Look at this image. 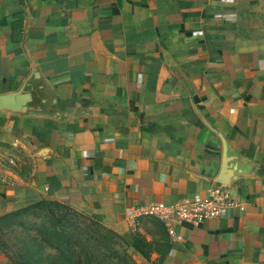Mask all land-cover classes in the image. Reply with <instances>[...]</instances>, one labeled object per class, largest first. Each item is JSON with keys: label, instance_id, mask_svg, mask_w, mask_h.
I'll return each instance as SVG.
<instances>
[{"label": "crops", "instance_id": "1", "mask_svg": "<svg viewBox=\"0 0 264 264\" xmlns=\"http://www.w3.org/2000/svg\"><path fill=\"white\" fill-rule=\"evenodd\" d=\"M25 81L34 111L0 110V216L53 201L149 239L126 209L219 182L237 205L171 224L159 264H264V0H0V96Z\"/></svg>", "mask_w": 264, "mask_h": 264}, {"label": "trees", "instance_id": "2", "mask_svg": "<svg viewBox=\"0 0 264 264\" xmlns=\"http://www.w3.org/2000/svg\"><path fill=\"white\" fill-rule=\"evenodd\" d=\"M149 230L118 235L70 207L53 201H39L0 216V228L18 227L33 234L15 240L9 254L1 239L0 253L9 264H134L128 249L143 259L156 254L159 264L170 243L164 226L143 217Z\"/></svg>", "mask_w": 264, "mask_h": 264}, {"label": "built area", "instance_id": "3", "mask_svg": "<svg viewBox=\"0 0 264 264\" xmlns=\"http://www.w3.org/2000/svg\"><path fill=\"white\" fill-rule=\"evenodd\" d=\"M236 205V200L225 186L213 184L203 197L194 194L169 204L155 203L142 208H128L124 215L132 227L140 218L151 217L169 231L174 223L196 227L206 220L221 218Z\"/></svg>", "mask_w": 264, "mask_h": 264}, {"label": "water", "instance_id": "4", "mask_svg": "<svg viewBox=\"0 0 264 264\" xmlns=\"http://www.w3.org/2000/svg\"><path fill=\"white\" fill-rule=\"evenodd\" d=\"M39 89H42V86ZM34 95L35 93L33 94V91L29 88L28 81H25L17 92L0 96V110H8L15 113L32 112L34 111ZM215 184H219V182Z\"/></svg>", "mask_w": 264, "mask_h": 264}, {"label": "rangeland", "instance_id": "5", "mask_svg": "<svg viewBox=\"0 0 264 264\" xmlns=\"http://www.w3.org/2000/svg\"><path fill=\"white\" fill-rule=\"evenodd\" d=\"M140 227L144 232L146 230H149V228H150L149 224L145 223L144 220H142L140 222ZM0 230H1V239H3V241L5 242L6 248L8 249L9 254H11L13 252V250L15 249V247H13V245L15 243L16 238L24 236L26 234H29V235L33 234L32 231H29V232L24 231L23 232V230H21L18 227H12L9 229H5V228L1 227ZM128 252H130V251H127V253ZM130 258L132 259L131 256H130ZM132 261H133V259H132ZM133 263H134V261H133Z\"/></svg>", "mask_w": 264, "mask_h": 264}]
</instances>
